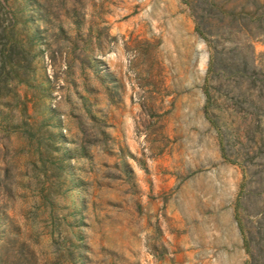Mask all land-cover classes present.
Returning a JSON list of instances; mask_svg holds the SVG:
<instances>
[{"label": "rangeland", "instance_id": "rangeland-1", "mask_svg": "<svg viewBox=\"0 0 264 264\" xmlns=\"http://www.w3.org/2000/svg\"><path fill=\"white\" fill-rule=\"evenodd\" d=\"M36 1L0 264H264V0Z\"/></svg>", "mask_w": 264, "mask_h": 264}, {"label": "trees", "instance_id": "trees-1", "mask_svg": "<svg viewBox=\"0 0 264 264\" xmlns=\"http://www.w3.org/2000/svg\"><path fill=\"white\" fill-rule=\"evenodd\" d=\"M41 5L36 0H13L9 3L8 0H0V97L8 98L11 95L15 97L13 86L24 85L31 87L32 83L37 82V63L36 57L39 55V46H45L40 43L41 32L37 27H32L30 22L36 12L41 11ZM32 12V14H30ZM41 20L47 23L45 17L41 16ZM24 26L22 35L17 26ZM197 30L200 28L197 25ZM25 40V45L24 41ZM25 59V60H24ZM27 59V60H26ZM29 60V61H28ZM47 84L50 83L46 78ZM13 91V92H12ZM13 98L7 103H0V119L4 124V128L11 132H20L30 142H33L40 134L38 125H29L28 117L29 101H21L18 98ZM18 100V101H17ZM6 110V111H3ZM50 119L57 117L55 110L50 109ZM61 123L51 124V127L61 128ZM46 139L48 142H66L65 136L62 133L47 132L37 138V142ZM76 153L73 150H65L63 154L64 160L75 159ZM48 159L52 158L50 156Z\"/></svg>", "mask_w": 264, "mask_h": 264}]
</instances>
